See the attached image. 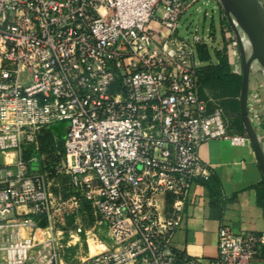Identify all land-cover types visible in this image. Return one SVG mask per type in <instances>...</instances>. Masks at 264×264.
Wrapping results in <instances>:
<instances>
[{
    "label": "built area",
    "instance_id": "obj_1",
    "mask_svg": "<svg viewBox=\"0 0 264 264\" xmlns=\"http://www.w3.org/2000/svg\"><path fill=\"white\" fill-rule=\"evenodd\" d=\"M200 1L0 0V264H60L59 216L79 199L105 247L92 264H203L172 245L193 187L210 177L201 146L251 140L204 94L196 47L206 41L180 34ZM260 84L248 110L264 148ZM58 127L53 172L39 138ZM60 175L71 179L68 201L53 193ZM263 247L264 235L222 225L209 264H254Z\"/></svg>",
    "mask_w": 264,
    "mask_h": 264
},
{
    "label": "crops",
    "instance_id": "obj_2",
    "mask_svg": "<svg viewBox=\"0 0 264 264\" xmlns=\"http://www.w3.org/2000/svg\"><path fill=\"white\" fill-rule=\"evenodd\" d=\"M211 4L215 14L221 17L223 32L230 33L228 17L223 10L218 12L215 1ZM232 129L236 131L234 122ZM239 133L244 135L246 132L241 129ZM200 158L209 167L210 177L193 187L187 218L174 234L172 245L203 264H209L218 256V232L222 225L237 233L264 235V177L252 144L234 146L227 141L207 142L201 146ZM70 180L68 175L52 178L56 198L71 199ZM73 212L62 222L63 216H59L57 231L63 235L65 244L59 262L92 264V259L105 247L90 236L94 221L91 206L84 199H79ZM79 226L84 228L77 234ZM38 228L48 233L45 218L39 219ZM254 264H264V247Z\"/></svg>",
    "mask_w": 264,
    "mask_h": 264
},
{
    "label": "rangeland",
    "instance_id": "obj_3",
    "mask_svg": "<svg viewBox=\"0 0 264 264\" xmlns=\"http://www.w3.org/2000/svg\"><path fill=\"white\" fill-rule=\"evenodd\" d=\"M215 1L217 3L218 12L221 8L220 3L218 0H202L198 2L196 5L190 8L189 12L183 19L182 22V29L180 30V34L182 36H186L189 32L194 31L197 29V34L203 37L204 41H206V45L198 46L203 47L204 52L210 58V61H206L202 63L204 67L210 66H217L222 61H227V65L231 73H233L239 79V87H237V93L234 99L239 102L240 98V91H241V84H242V58H241V49L247 54L250 55L251 53V46L246 37V35L238 28V32L240 35L239 37L232 25V22L229 18H227L230 26V33L223 32L222 28V21L219 14H215V9L211 2ZM261 3L264 5V0H260ZM220 10V13H221ZM218 15V16H217ZM154 29V26L152 27ZM228 38V39H227ZM230 40V42H229ZM249 45V48H245L243 43ZM198 47H196L197 57L199 58ZM259 65V64H258ZM260 75V77L258 76ZM250 85H255L258 82H261V97L264 99V77L261 73L250 75ZM221 93V88L217 87L214 83L205 86V96L212 97L216 99L217 94ZM228 99V98H225ZM231 124L236 119V116L232 113H229ZM241 118L240 111L238 112V116ZM242 120V119H241ZM241 127L244 129L243 123H241ZM237 132H239L236 129ZM54 133L49 131L44 132L41 137L39 138L41 142L40 147H45L48 143H54V139L56 138V130H53ZM24 210V209H23ZM22 210V211H23ZM21 211V209H20ZM2 259V255L0 253V260Z\"/></svg>",
    "mask_w": 264,
    "mask_h": 264
},
{
    "label": "water",
    "instance_id": "obj_4",
    "mask_svg": "<svg viewBox=\"0 0 264 264\" xmlns=\"http://www.w3.org/2000/svg\"><path fill=\"white\" fill-rule=\"evenodd\" d=\"M218 1L224 14L231 20L239 41L241 39L238 28L246 35L251 46L250 55L241 49L243 74L239 98L240 115L264 177V148L252 126L248 110L251 66L257 63L264 69V6L260 0Z\"/></svg>",
    "mask_w": 264,
    "mask_h": 264
},
{
    "label": "trees",
    "instance_id": "obj_5",
    "mask_svg": "<svg viewBox=\"0 0 264 264\" xmlns=\"http://www.w3.org/2000/svg\"><path fill=\"white\" fill-rule=\"evenodd\" d=\"M198 53L201 62L210 61V58L207 53L204 52L203 47H198ZM198 73L199 82L204 89L206 85H210L213 83L217 87L221 88V93L217 94L216 100L219 101L220 105L223 107L227 114L232 113L236 116V119L234 121V128H236L238 131L243 129L241 127L242 120L241 118L237 117L238 112L240 111V103L237 102L236 99H234L237 93V87H239V78L230 72L227 61H222L217 66H202L201 68H199ZM55 129H57L56 131L60 136H63L64 127H58ZM39 150L40 152L47 155L49 164L48 168L49 170L51 169V171H53L55 164L59 162L60 156L63 152L61 144H49ZM32 151V149H29L28 154L30 155Z\"/></svg>",
    "mask_w": 264,
    "mask_h": 264
},
{
    "label": "bare ground",
    "instance_id": "obj_6",
    "mask_svg": "<svg viewBox=\"0 0 264 264\" xmlns=\"http://www.w3.org/2000/svg\"><path fill=\"white\" fill-rule=\"evenodd\" d=\"M243 45H244L245 48H249V45H247V44L245 43V41H244Z\"/></svg>",
    "mask_w": 264,
    "mask_h": 264
}]
</instances>
